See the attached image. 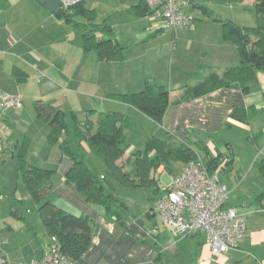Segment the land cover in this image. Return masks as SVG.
<instances>
[{"label":"crops","instance_id":"1","mask_svg":"<svg viewBox=\"0 0 264 264\" xmlns=\"http://www.w3.org/2000/svg\"><path fill=\"white\" fill-rule=\"evenodd\" d=\"M103 3L106 8L101 12ZM225 3L229 5H213L220 9L229 7L232 10L230 14L216 12L214 15L210 9L211 16L198 18L194 15L195 19L198 18L196 22L191 16L193 14L186 11L193 19L192 24L173 30L171 44L168 41V45L173 47L172 63V55L179 53L176 62L179 65L182 62V65L176 70V80L169 76L165 85L153 77L140 79L131 75V69L157 63L161 58L163 37L166 36L161 29L163 19L159 14L154 12L158 17L155 18L147 13L138 16L132 11L139 7L138 12L143 13L142 0H90V3L85 0L83 3V8L96 12L95 15L102 14L105 19L110 16L108 20L126 16V24L136 27L129 33L116 35L115 23L113 26L102 24L111 28L117 42L125 48L124 58L118 62L99 61L97 55L84 58L83 30L75 29L61 17L57 19L36 1L0 0V93L5 91L22 99L20 108L0 109V138L4 142L0 155V262L4 259L5 263L15 261L14 264H30L33 259H41L49 238L38 208L42 202H50L69 214L85 216L91 221L90 248L71 264H264V161L259 164L254 162L263 179L261 184H246L250 182L247 174L238 175L234 182L228 179V185L220 177L228 189V196L234 197L232 202H227V206L243 216L244 231L237 249L212 254L202 235L180 238L171 227L163 224L155 210L168 185L160 183V174L169 170L172 163L167 167H158L153 185L128 187L111 177L107 178L102 160L81 142L80 150L90 172L98 180L110 183L114 187L115 198L123 204V223L118 222L108 218L100 205L85 201L73 186L65 182L64 176L73 163L61 154L58 143H49L50 125L37 115L35 109L37 102L49 105L66 115L74 114L79 122L89 119L94 128L104 115L113 113L124 116L128 120L124 129L127 149L122 160L143 151L146 141L155 138L174 146L184 144L192 149H197V144L202 143L213 156L231 153L233 164L236 154L232 145L227 142V151L221 152L213 145V140L236 126L250 130L253 121L264 115V73L257 74V88L249 94H243L238 87L232 86L177 103L185 89L198 84L205 77L221 75L240 66L236 46L223 38L221 21L228 20L245 27L236 22L245 11L238 13L234 10L246 5L255 6V0L248 3L242 0L238 2L239 7L235 1ZM194 7L191 0L187 8L191 11ZM76 21L86 23L81 18H76ZM86 60L91 62V68ZM189 63L191 66H188ZM16 68L26 75L25 79L17 80L14 76ZM88 69H91L92 75L95 74V78H84ZM183 74L197 77L193 85L178 84L185 77ZM109 77L116 83L120 79L122 87L112 85ZM145 79H153L169 94L170 106L158 124L113 97L143 91ZM181 83L183 85L184 82ZM95 100L98 104H95ZM251 109L255 113L247 124L231 118L234 111ZM134 128L140 141H143L137 148L127 144L132 138L129 137L132 134L130 131ZM249 140L253 142L254 138L250 137ZM22 141L28 143L25 163L52 172L49 176L50 187L40 203L30 197L18 171L17 147ZM180 164L179 172L170 177L178 175L186 163ZM232 164L224 172L227 176L231 173ZM121 189L125 190L121 191L122 194Z\"/></svg>","mask_w":264,"mask_h":264},{"label":"trees","instance_id":"2","mask_svg":"<svg viewBox=\"0 0 264 264\" xmlns=\"http://www.w3.org/2000/svg\"><path fill=\"white\" fill-rule=\"evenodd\" d=\"M222 2H241L242 0H216ZM83 3L69 10L60 9L61 18L75 29H82L83 52H95L99 61H121L125 48L121 46L110 27L93 23L94 11L83 8ZM143 13L139 7L132 11L140 16L151 11L144 3ZM256 26L240 27L232 21H221L223 38L234 44L240 56V66L225 71L221 75L212 74L198 84L185 89L177 103L187 102L220 88L238 87L243 94L254 91L258 84L257 74L264 73V0H255ZM203 9V8H201ZM205 10V9H203ZM208 10H206L207 12ZM85 20V24L76 21ZM101 34L100 37L98 35ZM18 81L25 79L20 69L14 70ZM127 103L155 123H160L165 111L170 106L169 94L153 79H145L144 90L130 95H113ZM37 115L43 117L50 125L48 141L57 144L62 155L68 157L73 166L64 176L67 184L73 186L85 201L100 205L108 218L122 222L121 206L114 196V187L104 180H98L86 166L80 144L83 142L97 155L106 167V175L128 187L138 188L151 186L156 182V171L160 165L170 166L173 162L188 163L202 157L210 173H224L233 162L231 153L211 155L207 147L197 144L192 149L184 144L174 146L168 141L151 138L146 141L143 151H137L129 158L122 160L126 149L124 129L127 118L119 114L104 115L94 128L87 119L79 122L74 114L64 112L39 102L35 106ZM255 111H234L231 118L247 124ZM27 142L22 141L17 147L18 171L27 188L30 197L40 203L50 187V171H43L25 163ZM38 213L47 237H55L61 252L70 263L82 257L91 244V221L85 216H75L56 207L50 202H42Z\"/></svg>","mask_w":264,"mask_h":264},{"label":"built area","instance_id":"3","mask_svg":"<svg viewBox=\"0 0 264 264\" xmlns=\"http://www.w3.org/2000/svg\"><path fill=\"white\" fill-rule=\"evenodd\" d=\"M85 0H59L61 9L69 10ZM163 19V30L190 26L193 19L185 13L191 0H142ZM19 95H0V109L20 108ZM4 142L0 138V155ZM220 172L210 173L202 157L186 163L182 171L169 178L164 194L155 210L163 224L172 228L179 237L202 235L212 254L237 249L244 231V218L227 206L228 189L220 180ZM0 263H5L2 259ZM30 264H71L61 252L55 237L49 239L41 259Z\"/></svg>","mask_w":264,"mask_h":264},{"label":"rangeland","instance_id":"4","mask_svg":"<svg viewBox=\"0 0 264 264\" xmlns=\"http://www.w3.org/2000/svg\"><path fill=\"white\" fill-rule=\"evenodd\" d=\"M213 1V2H212ZM248 1L249 0H245ZM88 2L90 3V0H88ZM194 2V8L190 9H186V11L188 10L190 13H192L193 15H191L194 18L195 16L199 17H204V16H211L212 12L209 11L210 9L213 10L214 15L216 12H218L219 14H230L232 12V10L229 7H224V8H219L217 7V5H213V3H218V5H226L229 3H225V2H219V1H215V0H193ZM232 4V3H230ZM238 2H235V5H237V7H239ZM103 8H106V5L103 3L102 6H100V11L102 12ZM205 10H203V9ZM209 8V9H208ZM246 8V9H245ZM206 10H208L206 12ZM235 12L239 11L238 13H242L243 11H245L243 14H241L242 17H239L238 20L236 21L239 24H242L245 27H254L255 26V18H256V8L254 5H246L244 7H239V10H234ZM96 13V12H95ZM187 14V13H186ZM189 15V14H187ZM151 16L158 18L157 15L152 14ZM110 17V16H109ZM109 17L107 19H105L103 17L102 14H96L94 19H93V23L95 24H105V25H109V24H113L115 23L116 25L114 26V32L116 33V35H118L119 33H129L133 30V28L136 27H132L131 25H127L126 24V16H116L114 18H112V20H108ZM197 18V19H198ZM162 19V18H161ZM195 19V18H194ZM197 19H195L194 21L196 22ZM85 22V21H84ZM179 27V26H178ZM176 28V29H180ZM166 36L163 37L164 41L161 45L162 47V53H161V58L157 61V63L152 64L148 67H141V68H134L131 69V75L136 76L141 79L142 77H153L158 79L159 82H164L163 84L167 85L168 84V77H172L173 80H176L175 76L178 75V72L176 71L177 69L181 68L182 62L180 63V65L176 62V58L178 56L179 53L173 54L172 57L174 56V61L172 63V58H171V53H172V46L168 45V41L171 44V41L173 40V36H172V32L173 30H164ZM80 32V31H78ZM168 38V40L166 41V39ZM83 53V52H82ZM89 53V54H87ZM187 55V52H184ZM82 55V54H81ZM96 53L95 52H84L83 53V57L87 58V57H95ZM129 56H132L131 54H129ZM85 62L88 63L89 68H91V62L86 60ZM91 66V67H90ZM188 66H191L190 63L188 64ZM120 72H122V70H119ZM92 71L91 69L87 70V73L84 75V78L86 79H91V78H95V74L92 75ZM121 75V74H118ZM183 76H185L183 74ZM195 76L189 77V76H185L183 78L180 79V86H191L193 85V83L195 82ZM110 81L112 83V85L117 86L118 88L122 87L120 79H119V83H116L114 81V79L110 78ZM200 80V79H199ZM198 80V81H199ZM194 81V82H193ZM181 82H184L183 85ZM193 82V83H192ZM175 84V83H174ZM176 84V85H178ZM116 90H124V89H116ZM0 94H8L5 91H2ZM98 101L95 100V104ZM91 106V105H89ZM134 127L137 128V123H135V121L133 122ZM252 128L250 130L245 129L242 126H236L234 127L232 130H226L224 132H222L219 136H217L216 138H214L213 140V145L217 148V150L224 152L227 151V142H229L232 145V148L235 152V160L234 163L232 164V168H231V173L229 176H227V174H224L223 172L219 175L221 177V180L223 182H225L227 185L229 184V180L231 182H234L237 179L238 175H248L249 179L248 181H250L249 183L246 184H250V183H254V184H261L263 183V179L260 176V174L258 173V168L256 167V165L254 166V162L256 163H260L261 161H264V115H260L255 121H253V125L251 126ZM132 134L129 137H132L130 140H128V143L130 146H133L135 148L139 147L140 142L142 143L143 141H140V136L136 135V129H132L130 131ZM254 138L253 142H250L249 138ZM95 155V154H94ZM99 159V158H98ZM100 161V160H99ZM180 162H172V166H170V169L163 172L162 174H160V183L162 185H167L169 183V177L170 176H174L176 173L179 172L180 170ZM109 178V177H107ZM121 191H125V190H120ZM122 194V193H121ZM233 196L229 195L227 198V202L229 201H233ZM141 199H138V201ZM2 260V259H1ZM15 263V261H14ZM12 261H9V263H4V264H14Z\"/></svg>","mask_w":264,"mask_h":264},{"label":"water","instance_id":"5","mask_svg":"<svg viewBox=\"0 0 264 264\" xmlns=\"http://www.w3.org/2000/svg\"><path fill=\"white\" fill-rule=\"evenodd\" d=\"M42 6L48 13L53 14L57 19L61 17V3L59 0H34Z\"/></svg>","mask_w":264,"mask_h":264}]
</instances>
